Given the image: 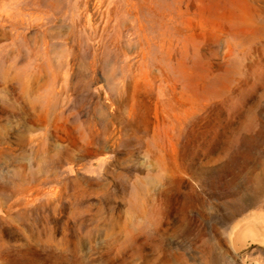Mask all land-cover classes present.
<instances>
[{"label":"rangeland","instance_id":"374dc122","mask_svg":"<svg viewBox=\"0 0 264 264\" xmlns=\"http://www.w3.org/2000/svg\"><path fill=\"white\" fill-rule=\"evenodd\" d=\"M248 213L264 0H0V264H264Z\"/></svg>","mask_w":264,"mask_h":264},{"label":"water","instance_id":"95a60500","mask_svg":"<svg viewBox=\"0 0 264 264\" xmlns=\"http://www.w3.org/2000/svg\"><path fill=\"white\" fill-rule=\"evenodd\" d=\"M227 242L229 250L234 254L252 247L264 249V217L255 213L243 215L230 228Z\"/></svg>","mask_w":264,"mask_h":264}]
</instances>
